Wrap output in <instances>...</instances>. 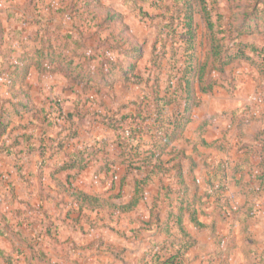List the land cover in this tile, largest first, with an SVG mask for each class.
<instances>
[{
    "label": "rangeland",
    "instance_id": "obj_1",
    "mask_svg": "<svg viewBox=\"0 0 264 264\" xmlns=\"http://www.w3.org/2000/svg\"><path fill=\"white\" fill-rule=\"evenodd\" d=\"M97 1L103 5L101 11L103 18L110 11L120 16L115 18L119 23L118 30L127 26L125 31L127 40L123 41L125 48L136 46L142 48V56L135 61L139 65L141 79L133 78L127 83L118 79L113 85L104 84L100 89L93 85L86 87L87 71L83 73V77H65L58 71L50 72L55 64L51 65L49 62L45 64L47 71L30 69L25 78L29 86L25 85L26 81L23 82L24 72L20 71L19 78L10 76L15 69L14 64L18 61L21 63L23 57L37 46H43L44 53L48 52L46 47L48 38H51L53 50L61 49L64 40L57 37L61 33L72 36L68 41L71 42L68 50H73L74 36L84 43L78 51H83L90 57L93 50L88 49L87 46L92 44V35L99 32L97 25L99 19H94L91 12ZM186 1L0 0V98L6 100L8 107L15 101L24 99V93L30 91L32 99L39 108L45 107L50 113L52 112L55 123L50 128V134L56 128H66V126L74 128L76 125H82L86 118H89L90 122L88 128L91 126L88 132H83L86 138L95 134L102 136L113 132L112 138L116 141L118 134L126 136V129L143 127L146 131L140 138L139 144L145 149L152 146L153 138L149 129L154 131L161 123L156 116L158 99L162 94L168 95L169 98L178 96L176 103L165 108L164 114L167 120L165 124L167 128L172 129V120L176 116L182 120L181 133L177 132L178 135L174 137L171 145L179 141L180 144L194 146L196 150L194 149L192 155L202 165V169L197 168L195 176L193 175L190 181L192 180V192L198 196L209 195L200 200L202 214H197V219L202 221L207 219V222L218 227L217 232L215 230L214 233L205 235L207 242L211 249L218 251L221 256L219 260L221 263L224 262L223 264H264V0L262 2L190 0L194 28L190 32L184 27ZM214 6L213 21L218 24L223 15L222 20L225 25V27L218 25L216 29L227 30L229 22H234L235 26H245V32L238 36L233 27L234 35L231 36L227 32L224 34L226 38L228 36V49L225 55L228 57H224V60L229 61L222 69L219 63H212V59L209 61L207 79L216 80V86L211 92H202L199 82L193 79L192 70L201 68L207 60L211 46V32L205 12ZM252 6L262 12L254 14L250 19H243L244 13ZM254 9L251 10V14ZM171 26L176 28L175 32L170 30ZM110 30L107 27L103 35L106 36ZM241 42L252 43L258 47V50L247 46L244 47V51L250 56L249 58L235 57L240 48L238 43L241 45ZM98 43L95 41L93 46ZM110 56L112 59L118 57L112 52ZM121 58L119 57V60ZM186 59L190 62H184ZM90 61L93 67L97 63L92 59ZM129 62L128 58L127 64ZM21 65L24 66V63ZM86 66H89L88 62ZM185 67L188 70L187 77L191 79L197 91L194 101L190 100L192 109L190 120L187 122L185 114L181 113L186 106L185 94L181 95L185 92L183 87L181 89L178 85L181 69ZM13 83L16 84L14 87H12ZM173 91L178 94L173 95ZM68 96L74 99L73 111L76 108L79 116L58 118L57 108L65 112L68 106H71ZM32 109L31 112L34 113L35 108ZM13 110L12 108L10 111L13 122L7 128L6 135L10 130L12 132L7 138L10 137L9 140L12 141L16 134L25 133L26 136L19 137L21 143L17 150L0 155V208L9 215L13 206L22 208L26 212L27 200L39 201L38 196L32 195L31 192V177L33 173H38L33 170L36 163H42L44 159L53 157L51 154L55 148L48 147H54L56 142L45 136L42 139L45 141L42 143L49 146L45 147V154H42L41 149L38 148L41 144L38 137L43 130V126H40L43 123L37 120L36 116L30 115L31 112H25L21 116L13 114ZM115 112L117 118L123 114L129 116L123 121L110 120L108 116ZM136 116L139 117L138 120L134 119ZM110 121L116 126L109 125ZM132 140L133 144L137 142L133 138ZM34 141L37 150H29ZM167 154L169 155L166 153L163 160L170 158ZM170 159L166 160L164 166L171 169V174L164 173V170L158 168L154 181L146 186L147 198L143 199L139 207L131 211H122L118 208L126 202V199L123 194L117 195V188L109 193L110 188H107L106 179L99 175L93 177L96 184L93 186L94 189H99L98 193L110 200L106 199V207L100 208L99 211L80 214V219L85 220V224H91L93 228L86 231L83 228L78 230L73 227L75 229L67 232L59 231V238L63 235L73 240L76 238L85 240L91 236L89 238L104 239L105 242L108 241L107 243H118L124 239L127 242L126 252L116 248L118 258L131 255L130 249H138L144 242L147 246L146 252L159 248L166 251L170 246L168 244H165L167 246L164 248L161 246L171 237L159 232L155 227L152 229L143 227L142 220H147L150 216L149 208L156 189H160L162 195V199H158L159 206L156 209L163 221L167 217L166 211L173 206L171 202L176 203L177 197L171 195H174L175 190L176 194H180L185 186L179 184L178 177L174 175L176 167L173 160L180 162V158ZM9 182L15 186L19 196L26 200L21 202L13 200V204ZM52 192L53 190H50L51 196ZM108 196L116 197L113 199ZM54 201L48 202L51 204L49 211L52 212V218L55 217L54 220H61L60 206L58 209L54 207L56 206ZM176 201L178 202L179 199ZM111 202L115 203V207H111ZM191 216L192 214L189 219L195 225ZM76 223L71 222L73 225ZM137 225H140L141 229L136 227ZM153 242H159V246L150 248ZM73 250L76 251L72 255L78 251L77 248ZM51 259L55 261L48 264H65L58 256H53Z\"/></svg>",
    "mask_w": 264,
    "mask_h": 264
},
{
    "label": "trees",
    "instance_id": "obj_2",
    "mask_svg": "<svg viewBox=\"0 0 264 264\" xmlns=\"http://www.w3.org/2000/svg\"><path fill=\"white\" fill-rule=\"evenodd\" d=\"M259 1L262 2V0ZM102 8L103 5L98 1L91 8L92 17L94 19H99V22H97L99 32L92 35V44L90 46H87L88 49L93 50L92 54H90V57L86 56L85 52L78 51L79 48H82L84 43L81 39L75 38L74 36L73 39H75V41L73 42V50H68L67 48L71 43L68 41L69 39H71L72 36L69 34L65 35L61 33L57 35V37L59 36L62 40H64L63 46H60L61 49H59L58 51L53 50L54 46L51 43V38H48V45L46 46L48 52L44 53L43 49L45 48H43V46H37L32 52L23 57L21 63H24V66L21 65L20 61L14 64L15 69L12 70V74H10V76H18L19 78L20 73L24 72L23 82L26 81L25 85L29 86V82H27L25 78L30 69L36 68L39 71H47L48 69L45 67V64L49 62L51 65L55 64V66L50 69V72L58 71L65 77H83V73H86L87 71V76L85 77L86 87H91L93 85L100 89L101 86L104 84L113 85L118 79H122L123 83L130 82L133 78H136V80L141 79L138 68L139 65L135 61L142 56V48L140 46H136L135 48L129 47L126 49L123 41L127 40L125 39V31L127 29V26H125V28H123L122 30H118L117 24L119 23L117 22L118 20L115 18L119 15L108 11L106 13L105 18H103V16L101 15V11L103 10ZM254 8V6L249 8L244 13L243 19H250L254 14L262 12L259 8ZM185 9L186 14L184 19V27L187 28L188 32H190L194 29L192 13L193 8L190 4V0L186 1ZM214 9L215 6L211 10H207L205 12L206 22L211 32V46L209 48L207 60L201 66V68H196L192 70L194 72L193 79L195 82H199L200 90L202 92H211L216 86V80L207 79V72L209 71V61L212 59V63H219L221 67L220 69H222L229 61L224 60V57H228L225 56L228 49V36L226 38L224 34L227 32L229 35L232 36L234 35L233 31L235 30V32H237V35L239 36L245 32V26H235L234 22H229V29L227 30L221 28L216 29L215 27H217L218 25L221 27H225V25L223 24L222 20L223 15L221 16L218 24L213 21L212 11ZM253 9L254 12L251 14ZM119 20L121 24V19ZM107 23V27L111 30L106 36H104L103 33L107 29ZM245 24H247V22H245ZM170 30L175 32L176 28H173L171 26ZM95 41H98L99 43L96 44V46L94 47L93 43ZM238 45L240 46V48L234 55L235 57L249 58L250 56L245 54L244 51V47L247 46L253 48V50H258V47L252 43L249 44L248 42H241V45L243 47L239 43ZM111 52L118 57L112 59L110 56ZM119 57H122L120 60L123 61H120ZM128 58L130 62L127 64ZM90 59H92L93 61H97L94 67L92 66L93 64H91V61L89 62ZM186 61L190 62V60L187 59L184 62ZM87 62L89 63L88 67L86 66ZM189 64L191 65V63ZM187 71L188 70L186 69V67L181 69L182 73L178 78V85L181 86V89L183 87V92H185L181 95L185 94L184 97L186 106L184 111L181 113L185 114L184 117L186 118V122L190 120L189 115L192 109V104L190 103V100L194 101L195 96L197 94V91L195 90L196 87L193 85L191 79L187 77ZM15 85L16 84L13 83L12 87H14ZM174 94L178 93H175L173 91V95ZM24 97V99L22 98V100L15 101L13 104L8 105V107L6 106V100H2L0 98V155H3L4 153H11L14 149L17 150L16 148L21 143L19 137L26 136L25 133L16 134L14 136V140L12 141L9 140L10 137L7 138L12 132L10 130L8 135H6L7 128L13 122L10 114L12 108L14 109L13 114H19L21 116L23 115V113L31 112L33 111L32 108H35V112H31L32 114L30 115L36 116V119L40 120L43 123V125H40L43 126V130L42 132H40V136L38 137L39 143L41 144L37 142L39 144L38 148L41 149L40 152L42 154H45V147L49 146L42 143V139L45 138V136L48 138L50 137L52 138V140L56 141L54 147H48L55 148L51 155H53V157L55 156L59 158L53 163L51 173L56 174L60 171H64L67 169H76L77 171L85 169L89 163L91 156L97 152L96 149L91 150L90 148H87L85 150H75L69 153H65L64 150L65 147L69 146L70 140L77 136L78 129L81 125H76L74 126V128H72L71 126H66V128L59 129L56 128L54 131L55 135L53 133L50 134V128L53 127L55 123L52 117V112L50 113V111L45 107L39 108L32 99L30 91L24 93ZM177 99L178 96L176 95L173 96V98H169L166 94H162L158 99V111L156 116L161 123L158 127L155 128L154 131H151L149 129V133L153 138L151 142L152 146L142 149L141 144H139L141 139H139L133 144L131 142L132 136L126 137L124 135L121 136L120 134H118L116 142L123 149V159L129 164V166L136 167L137 170H140L143 173L140 178H136L135 193L133 198L128 203H125L118 207L119 209L121 208L122 211H131L135 209L137 205L145 198L146 186L152 181H154L155 176L158 173V168L164 170V173L171 174V169L165 168L164 166V164H166V160L168 159L163 160V156L166 155V153L170 152L169 149H171L170 145L172 140L178 135V133H181L180 128L182 127V120L179 119L178 116H176V118L172 120V129L167 128L165 124V121L167 120H165L166 118L164 111L167 106H170L172 103H176ZM56 113H58V118H62L65 116L66 118L79 116V112L76 108L74 111L68 113L64 112L60 108H57ZM116 114L117 112L108 116L109 119L114 121H123L129 116L128 114H123L120 118H117ZM134 119L138 120L139 117L136 116L134 117ZM109 125L116 126L112 121L109 122ZM65 130L66 134L61 136V133ZM144 131H146V129H144L143 127H135L133 129L132 134L133 136H139L141 138L142 135L145 134ZM160 139H162V141ZM98 143V151L105 153V144L108 143L107 139ZM35 146L36 144L34 141L32 142L29 150L36 149ZM47 159L48 158L44 159L41 165L48 162L49 159ZM169 160L171 159L169 158ZM174 166L176 167L174 175L178 177L179 184L185 185V180L183 177V172L181 170L180 163L176 162ZM37 175L41 180V177H43V173L39 171ZM75 176L76 174H73L70 177L75 178ZM9 185H11L9 186V192L11 195L10 197L13 201V198L16 196V190L15 186L11 182H9ZM39 186L41 187L42 184H39ZM72 189L73 190L70 189L71 191L68 190L69 193L75 198V200L79 201L81 205L91 206L96 209L103 207L107 202L106 199L91 196L81 190H76L75 187H72ZM182 193H186L184 192V189L181 190L180 195H182ZM160 198L162 199L160 189H156L152 205L149 208L150 216L147 220H142V222L143 227L148 229H152L153 227H155L156 230H158L159 232L165 233L167 236H170L171 238H168L169 241L165 240L164 244L161 246L164 248L167 246L165 244H168L170 248H168L166 251H162V249L160 248L154 251L153 249H150L149 251L147 250L146 255L138 259V264H183L186 252L192 249L195 245V239L193 235L188 231V229L184 225V209L188 206V203L186 202L185 197L181 196L176 204L177 211L173 212V210H168L166 219L162 221L158 210L156 209L159 206L158 199ZM193 205L194 204H192V206ZM111 207H113V205H111ZM26 208L27 211L25 212L24 209L14 208L13 206L11 215L3 212L4 214L1 216L0 221L2 225L0 227V239L10 238L12 240L11 236H14L16 237L17 241L13 242V252H9L5 248L0 246V258L8 264H19L20 256L25 255L27 252L36 253L41 251L42 247H36L34 244L35 241L39 242L40 239H42V236L43 238L45 236H48L50 238L52 243L51 247L53 251L60 252L64 249L59 246V244L61 243V239L59 238L58 227L54 225L51 219H48V215L45 209L42 206L38 208L34 207L29 202H26ZM191 214L192 220L195 222V225L198 228L203 229L205 225L203 222L197 219V214L195 212H192ZM35 216H38V218H40V221L31 219V217L34 218ZM36 224H41L42 229L35 230L34 227ZM157 246H159V242H153L150 248H155ZM26 261H28V259H26Z\"/></svg>",
    "mask_w": 264,
    "mask_h": 264
},
{
    "label": "crops",
    "instance_id": "obj_3",
    "mask_svg": "<svg viewBox=\"0 0 264 264\" xmlns=\"http://www.w3.org/2000/svg\"><path fill=\"white\" fill-rule=\"evenodd\" d=\"M70 97L71 96H68V99L71 100V106H68V109L65 111L67 113L73 111L74 107V99H71ZM88 123H90L89 118H86L83 121L82 125L79 127L77 136L72 138L70 140L69 146L64 148L65 153H69L75 150H85L87 148H90L91 150L96 149L97 152L91 156L89 163L85 169L81 171H77L76 169H67L56 174H52V165L55 161H57V159H59L58 157L49 159V161L43 165H41V162H38V164L34 163L36 166L33 171L35 173H39V171L43 173V177H41V180L39 179L37 174L33 173L30 183L32 195L38 196L39 201L35 202L27 200V202L37 208L42 206L48 215V219H51L54 225L58 227V230L63 232H67L68 230H73L75 228L78 230L83 228L86 231L93 228L91 224H85V220L80 219V214L86 212L93 213L94 211H99L100 209H94L91 206L81 205V203L75 200V198L69 193L68 190H73L72 187H75L76 190H81L91 196L110 200V198H106L100 195L98 193L99 189H94L95 187H93L94 185H96L94 183L95 180L93 179V177L99 175L102 178L106 179L105 183L107 184V188H110L109 193H112L114 191V188H117V195L123 194L124 198L126 199V202L123 203L125 204L128 203L134 196L136 178H140L143 174L142 171L129 166V164L123 159V149L119 146L115 139L112 138L114 134L113 132L102 136L95 134L87 138L84 137L83 132H88L91 129V126H89L88 128ZM52 131L54 134L55 130ZM65 134L66 130L61 133V136ZM185 135H187V132H185ZM105 139H107L108 141V143L105 144L106 151L105 153L99 152L98 142L104 141ZM170 147L171 149H169L170 152L169 155L167 154V156L170 158H180L179 163L181 165V170L183 172V177L185 180V186L183 189L184 192H186L185 194L182 193V195H180L175 193L176 190L174 191V195H171V197H177L175 199L176 203L172 202L173 206H171L170 210L176 212V200L181 196L185 197L188 206L184 209V225L195 239V245L192 249L186 252L183 264H223L224 262L221 263V260H219L221 256H219V253H217L218 251L211 249V246L209 245V242H207L205 237V235L214 233L215 230L217 232L218 227L213 225V223L211 224L210 222H207V219H203V221L200 219V221L205 225L203 229H200L193 223H191L189 219V216L192 212H195L198 215L202 214V205L200 203V200L206 197L203 195L198 196L197 194L192 192L193 187L191 184L192 180L190 181V178L193 177L198 169H202L201 163H198L192 155L195 148L194 146H191L189 144H180L179 141L174 142ZM35 150L37 149H33V151ZM174 163H176L175 159L173 160V164ZM194 163H196V165H194ZM73 174H76L75 178L70 177ZM39 184H42V186L40 187ZM50 190H53L52 196ZM147 191L148 188H146L145 198H147L148 196ZM108 197L115 198L116 196ZM152 197L154 198V195H152ZM13 200L21 202L26 199L21 198L18 192H16V196L13 198ZM51 200H55L54 202L56 203V206L54 207L58 209V206H60V218L62 221L60 219L54 220L55 217L54 219L52 218V212L49 211V206H51V204L48 203ZM141 202L137 205V207L140 206ZM110 204L115 207L114 202H111ZM192 204L194 205L192 206ZM104 207H106V203L101 208ZM0 211H2L1 208ZM0 213H2L3 215V211ZM35 217H31V219L40 221V218H38V216ZM77 221L79 222L76 223ZM71 222L76 223V225L71 224ZM1 225L2 223L0 221V227ZM136 227H139V229H141L140 225H137ZM34 228L35 230L42 229V225L36 224ZM89 237L91 236H88L87 238H85V240H80L77 238L73 240V238H69L68 236L63 237L62 235V238L60 237L61 243L59 244V246L61 248H64L65 250L63 249L60 252H56L53 251L51 247L52 243L50 238H47V236H45L43 239H40L39 242L35 241L34 244L36 247H42V250L36 253L27 252L25 255L20 256L19 264H24L23 262H27L28 264H48V262L55 261L51 259L53 256L60 257L61 262H65V264H138V259L146 255L147 246L145 245V242L142 245L140 244L141 246H139L138 249H130V252L132 253L131 255H127L125 258H123V256L122 258H118V252L115 249L121 248L123 252H126V240L123 239L118 243H107L108 241L105 242L104 239ZM11 238L12 240L10 238L0 239V246L5 248L9 252H13V242H17L16 237L11 236ZM154 240L156 241V239ZM141 242L142 241H139V243ZM73 248H77L78 250L74 255H72V253L76 250H73ZM26 259H28V261H26ZM0 264L8 263L4 262L0 258Z\"/></svg>",
    "mask_w": 264,
    "mask_h": 264
},
{
    "label": "built area",
    "instance_id": "obj_4",
    "mask_svg": "<svg viewBox=\"0 0 264 264\" xmlns=\"http://www.w3.org/2000/svg\"><path fill=\"white\" fill-rule=\"evenodd\" d=\"M132 132H133V129L128 128V130L126 129V131H125V135L127 137L128 136H132V138L134 139V141H138L140 139V137L139 136H133Z\"/></svg>",
    "mask_w": 264,
    "mask_h": 264
}]
</instances>
